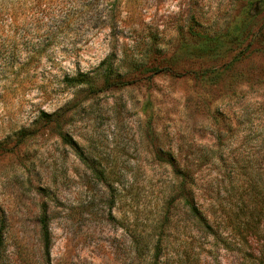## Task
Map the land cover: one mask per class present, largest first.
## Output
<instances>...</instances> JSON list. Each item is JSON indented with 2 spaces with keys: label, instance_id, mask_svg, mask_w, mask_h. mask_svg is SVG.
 <instances>
[{
  "label": "rangeland",
  "instance_id": "rangeland-1",
  "mask_svg": "<svg viewBox=\"0 0 264 264\" xmlns=\"http://www.w3.org/2000/svg\"><path fill=\"white\" fill-rule=\"evenodd\" d=\"M85 1L0 0L4 264H42L44 213L51 264H131V236L150 231L169 192L161 150L189 168L207 223L175 210L162 261L264 264V42L226 69L227 58L192 64L177 49L192 17L214 29L249 13L253 26L264 21V0ZM110 21L116 59L134 40L137 59L159 58L149 51L154 33L179 76L105 90L98 81L95 93L66 87V76L102 72L115 44ZM198 68L217 70L184 73Z\"/></svg>",
  "mask_w": 264,
  "mask_h": 264
},
{
  "label": "trees",
  "instance_id": "trees-1",
  "mask_svg": "<svg viewBox=\"0 0 264 264\" xmlns=\"http://www.w3.org/2000/svg\"><path fill=\"white\" fill-rule=\"evenodd\" d=\"M97 0H86L84 8H93ZM119 2L115 4V7ZM247 16L243 17L236 23L226 22L222 26L214 29L203 28L195 17L187 25L184 31H180L178 40L179 53L186 59H192V64H200L204 61H215L218 59L227 58L226 62L221 64L219 69L229 68L232 64L240 60L244 53L250 50L254 45L264 42V21L260 24L253 25L247 21ZM104 20H111L108 15H102ZM114 21L109 23L112 25ZM112 25L113 31L111 37L115 41L116 26ZM118 28V27H117ZM158 35L152 33L148 35L150 43L149 51L159 54V58L146 60L147 57L137 59L133 55V50L136 47L135 40L129 46L122 48L120 58L116 59L118 52V44L115 41L111 55L100 63L102 72L94 75L78 73L72 77H64L62 82L66 87L70 88H85L90 93H95L109 88H122L135 84H149L152 79L159 77L162 74H167L172 77L179 76L176 67V56H165L162 50L155 48L156 38ZM136 49V48H135ZM150 54V53H149ZM148 56V54L146 53ZM207 68L190 69L184 71L190 75L192 79H199L204 76H209L213 71ZM101 81V86L98 87L97 82ZM105 88V89H103ZM46 118H49L44 114ZM42 119V118H41ZM44 120V119H43ZM48 122V119L44 120ZM0 150H3L0 144ZM158 158L169 168L171 178L169 180V192L163 201L159 214L153 220L151 229L144 234H133L129 246L131 264H168L162 261L167 259L166 247L163 246L162 240L166 237V231L172 220V213L175 210H180L182 207L188 208V211L195 215L199 224L204 228L207 227L205 219L199 214L197 208L192 203L191 195V174L188 167H182L176 162V158L171 150H161ZM79 160L84 163L97 178L104 179V171L94 167L90 161L79 152ZM182 205V207H181ZM41 245L44 252L42 264H51L49 259L50 251V234L47 223L46 214H42L39 219ZM4 217L0 213V264H4Z\"/></svg>",
  "mask_w": 264,
  "mask_h": 264
}]
</instances>
